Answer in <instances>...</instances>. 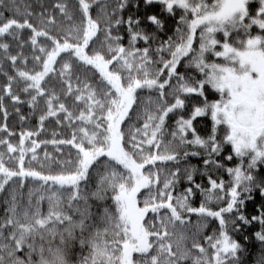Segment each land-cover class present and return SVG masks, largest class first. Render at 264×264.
<instances>
[{"label": "snow or ice", "instance_id": "obj_1", "mask_svg": "<svg viewBox=\"0 0 264 264\" xmlns=\"http://www.w3.org/2000/svg\"><path fill=\"white\" fill-rule=\"evenodd\" d=\"M0 264H264V0H0Z\"/></svg>", "mask_w": 264, "mask_h": 264}]
</instances>
